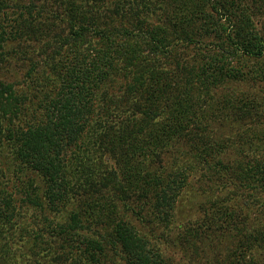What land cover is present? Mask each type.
<instances>
[{
  "label": "trees",
  "instance_id": "1",
  "mask_svg": "<svg viewBox=\"0 0 264 264\" xmlns=\"http://www.w3.org/2000/svg\"><path fill=\"white\" fill-rule=\"evenodd\" d=\"M146 1L44 0V18L36 0H0V166L1 149L13 150L44 183L49 208L72 209L49 241L63 251L53 264L71 253L80 257L72 264H102L104 243L127 264H169L145 230L172 222L187 173L198 167L210 189L231 191L208 201L183 236L208 243L205 234L232 232L223 264H264V225L245 219L252 206L232 191L231 170H247L224 163L223 143L203 138L213 125L257 113L260 103L237 101L229 84L257 85L264 99V26L253 24L264 0H254L256 12L248 0H157L150 15L173 8L163 21L173 42L166 25L148 24ZM11 8L19 10L13 20ZM172 44L196 53L175 61ZM26 67L25 90L6 81ZM118 195L140 204L118 203ZM16 213L11 198H0V227Z\"/></svg>",
  "mask_w": 264,
  "mask_h": 264
},
{
  "label": "rangeland",
  "instance_id": "2",
  "mask_svg": "<svg viewBox=\"0 0 264 264\" xmlns=\"http://www.w3.org/2000/svg\"><path fill=\"white\" fill-rule=\"evenodd\" d=\"M170 1L168 0L167 2L169 3ZM226 1L235 3L234 0ZM157 4V0H148L146 1V8L144 10L149 11L152 6L155 7ZM235 4L242 7L243 0ZM253 4L254 0H248L246 8H251V12H256V7L252 6ZM43 5L47 7L44 0H36V8L34 10L40 12H35V15L37 17L48 18L49 14L45 11ZM169 6L165 7L163 5V8L156 10L153 15H150L152 10L151 12L149 11L150 22L148 24L166 25L167 34L171 37L170 41L173 42L172 37L177 39V36L173 34V26L163 23L166 16L173 14L172 6L170 4ZM41 7H43L42 10H40ZM261 13L262 17L261 14H255L253 22L258 30L264 26V8ZM18 14L19 10L16 11L14 8H11L8 11V18L13 20ZM224 21L225 19H223ZM41 29L44 30L45 26L43 25ZM51 35L52 33L42 34L41 37L46 40ZM171 49L173 50L172 55L175 61L181 59L189 60L190 56L192 57L196 53L192 51L193 49H188L183 53L179 45L176 44H172ZM180 52L181 54H178ZM171 59L173 60V58ZM27 69L28 67L19 70L16 77L11 74L7 75L6 81L16 84L19 90H25L23 79ZM228 87L234 91L230 94L235 96L237 101L241 97L243 98L244 95H246V98L249 95L254 97L260 103L256 111L258 115L256 113V115L250 118L247 117L245 120L240 119L238 121H233L231 118L227 119L222 122V125H213L211 132L203 135V138H209V140L220 142V144L223 143L224 148L221 150V156H223L224 163L239 161V163L242 162L240 164L242 169L246 168L247 172L244 173H241V170H236V173L231 170V178L236 186V189L232 191L237 192L236 201L244 199L245 203L252 206L250 216L245 219H249L251 225L256 228L259 224L264 225V218L260 217L257 213L258 209H260L259 204L264 203L263 93L259 86L247 82L232 83ZM218 90L223 91V87L220 88L219 86ZM222 96L223 94L219 95L218 98ZM0 135V141H2L6 132H1ZM1 151L4 152L5 156L1 159L5 161L2 167L0 166V198H11V203H14L18 216L11 226L0 227V264H38L37 262L53 264V256L55 254L59 255L63 251L59 247L53 246V248H49V241H52L54 231L58 232L60 230L57 225L67 224L69 212L72 209L68 208L62 210L60 213H54L46 204L47 200L44 196L45 185L40 177L36 173L20 166L19 162L15 160L13 150L2 148ZM202 174L203 172L199 167L187 173V187L183 190L182 196L176 204L175 215L168 226H157V229L154 228L152 230V225H150L145 230L147 237L148 235L153 237L151 238L153 239V243H155L156 248L158 246L164 258H168L169 264H223V259L228 249L235 245L232 232H230L231 234H219L217 232L214 236L205 234L210 239L208 243H200L198 239H194L193 237L187 238V235L183 236L186 228H196L194 222L202 217L204 214L203 207L208 205V201L214 196L217 197L218 195L227 193V191H231L229 188H226V191L223 192L216 187H211L210 189L207 185L208 182L200 181ZM240 176L242 178L239 180ZM244 179H247V181H243ZM118 198L120 199L118 203H122V201L126 203L125 200L127 203H130L129 206L135 203L134 209L140 204L134 197L125 199V195H118ZM203 241H205V238ZM59 242L63 243L62 240H59ZM105 244V248L107 249H105L106 257L102 258L103 260L105 259V261L102 260V264H127L115 250L111 249L109 244ZM81 248L83 249L84 246ZM74 251L78 252L75 248ZM78 256V254L71 253L70 256H67L68 258L65 256L66 261H63L64 263L62 264H72V261L80 258ZM263 258L260 257L258 259ZM44 259L46 262H44ZM57 264H60V262Z\"/></svg>",
  "mask_w": 264,
  "mask_h": 264
}]
</instances>
